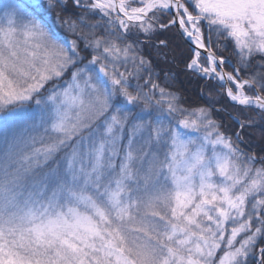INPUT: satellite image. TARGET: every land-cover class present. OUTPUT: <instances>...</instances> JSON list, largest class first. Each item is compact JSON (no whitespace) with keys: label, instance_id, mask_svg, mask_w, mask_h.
Returning a JSON list of instances; mask_svg holds the SVG:
<instances>
[{"label":"snow or ice","instance_id":"1","mask_svg":"<svg viewBox=\"0 0 264 264\" xmlns=\"http://www.w3.org/2000/svg\"><path fill=\"white\" fill-rule=\"evenodd\" d=\"M253 127L264 0H0V264H264Z\"/></svg>","mask_w":264,"mask_h":264},{"label":"trees","instance_id":"2","mask_svg":"<svg viewBox=\"0 0 264 264\" xmlns=\"http://www.w3.org/2000/svg\"><path fill=\"white\" fill-rule=\"evenodd\" d=\"M162 38V37H161ZM181 47L183 50L187 53L189 50V45L188 44H182ZM179 51V50H178ZM225 55L227 56L228 53L226 52ZM226 70L231 71V68H229L227 65L225 66ZM179 68H183V65H179ZM243 75V73H242ZM191 74H185L183 71L180 72L179 74V79L181 81L180 84L177 85L178 88L182 89L185 91V94L189 97L190 101H195L197 99L198 93L200 91V86L204 83V81H197L195 78H192L191 82H189V77ZM173 90H176L175 88ZM199 103H205L203 100H200ZM249 113L253 116H256L255 112H252L251 109H248ZM258 119V117H257ZM225 123L232 125V128L235 129L236 125L232 124V121L228 119L227 116L224 117ZM248 131L252 133V139L254 141L262 142L264 143V130L258 128V127H253L249 128Z\"/></svg>","mask_w":264,"mask_h":264}]
</instances>
